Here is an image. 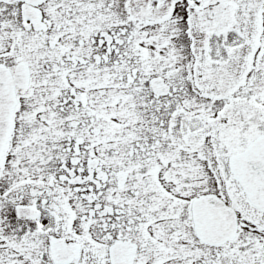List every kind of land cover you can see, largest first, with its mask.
Wrapping results in <instances>:
<instances>
[{
    "label": "snow or ice",
    "instance_id": "snow-or-ice-1",
    "mask_svg": "<svg viewBox=\"0 0 264 264\" xmlns=\"http://www.w3.org/2000/svg\"><path fill=\"white\" fill-rule=\"evenodd\" d=\"M0 264H264V0H0Z\"/></svg>",
    "mask_w": 264,
    "mask_h": 264
}]
</instances>
